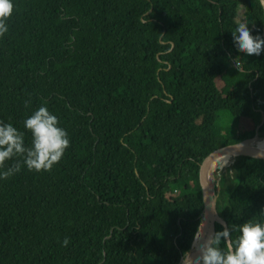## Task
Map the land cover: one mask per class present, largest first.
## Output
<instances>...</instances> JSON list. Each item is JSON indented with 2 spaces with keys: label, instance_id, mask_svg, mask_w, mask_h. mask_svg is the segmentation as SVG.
<instances>
[{
  "label": "trees",
  "instance_id": "16d2710c",
  "mask_svg": "<svg viewBox=\"0 0 264 264\" xmlns=\"http://www.w3.org/2000/svg\"><path fill=\"white\" fill-rule=\"evenodd\" d=\"M240 22L262 36L258 0H14L0 121L30 146L23 121L46 105L70 145L0 180V264L180 262L204 217L197 161L264 135V52L236 50ZM217 173L227 224L264 221V161Z\"/></svg>",
  "mask_w": 264,
  "mask_h": 264
},
{
  "label": "clouds",
  "instance_id": "9594fccd",
  "mask_svg": "<svg viewBox=\"0 0 264 264\" xmlns=\"http://www.w3.org/2000/svg\"><path fill=\"white\" fill-rule=\"evenodd\" d=\"M258 2L264 9V0ZM13 11L14 0H0V36L8 32L7 20ZM248 25L238 23L231 31L232 41L238 52L259 56L264 52V36L259 32L253 34ZM23 128L31 133L30 146L25 145L24 132L11 123L0 121V180L19 172L21 166L29 171H49L70 145L66 129L60 126L59 118L46 105L26 117ZM14 158H17L14 163L7 164ZM260 211L264 215V208ZM233 233H238L235 239ZM61 243L66 246L67 237ZM193 243L197 254L188 257L191 264H264V221L249 219L222 226L207 239ZM181 264H185V255Z\"/></svg>",
  "mask_w": 264,
  "mask_h": 264
},
{
  "label": "water",
  "instance_id": "95a60500",
  "mask_svg": "<svg viewBox=\"0 0 264 264\" xmlns=\"http://www.w3.org/2000/svg\"><path fill=\"white\" fill-rule=\"evenodd\" d=\"M262 36H264V28ZM261 141H264V137H261L257 130L254 136L236 143L218 147L206 153L197 161L194 172V188L204 208V217L200 231L205 221L209 224L210 236L212 233L221 230L222 226L228 225L217 209L218 197L215 190V180H213L212 174L211 179L207 178V175L205 176L204 170L207 165L216 158H241L248 161H264V143L261 144ZM198 237L199 235L196 239ZM196 254L197 252L193 243L191 249L185 254V264H191L188 257L195 256ZM181 260L178 264H181Z\"/></svg>",
  "mask_w": 264,
  "mask_h": 264
},
{
  "label": "bare ground",
  "instance_id": "6f19581e",
  "mask_svg": "<svg viewBox=\"0 0 264 264\" xmlns=\"http://www.w3.org/2000/svg\"><path fill=\"white\" fill-rule=\"evenodd\" d=\"M261 144L264 143V141L260 142ZM230 158L226 159V158H216L213 159L205 168L204 173L205 176L207 175V178L211 179V174L212 171L215 170L216 168H222L227 162H229ZM210 228H209V224L208 222H204L203 226L201 228L199 237L196 239L195 242H198L199 240L202 239H207L208 237H210ZM194 248H195V244H194Z\"/></svg>",
  "mask_w": 264,
  "mask_h": 264
},
{
  "label": "rangeland",
  "instance_id": "374dc122",
  "mask_svg": "<svg viewBox=\"0 0 264 264\" xmlns=\"http://www.w3.org/2000/svg\"><path fill=\"white\" fill-rule=\"evenodd\" d=\"M260 136H261V135H260ZM261 137H264V135L261 136ZM217 169H220V168H216L215 170L212 171V177H213V180H215V183H214V184H216V182H217V180H218V177H217V174H218V173H217ZM199 232H200V229H199ZM199 234H200V233H198L197 236H198ZM197 236H196V237H197ZM196 237H195L194 241L196 240ZM194 241H193V242H194Z\"/></svg>",
  "mask_w": 264,
  "mask_h": 264
}]
</instances>
